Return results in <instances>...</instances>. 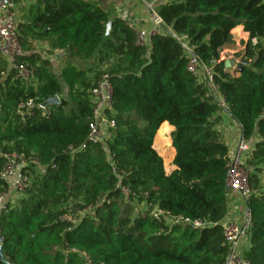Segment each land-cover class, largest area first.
Returning a JSON list of instances; mask_svg holds the SVG:
<instances>
[{
  "label": "trees",
  "instance_id": "obj_1",
  "mask_svg": "<svg viewBox=\"0 0 264 264\" xmlns=\"http://www.w3.org/2000/svg\"><path fill=\"white\" fill-rule=\"evenodd\" d=\"M154 10L164 29L147 46L135 43L129 22L110 17L112 5L102 10L94 1L44 0L30 24L17 26L22 46L21 26L66 56L56 72L30 55L32 80L0 81V170L10 153L39 162L21 168L24 190L0 211V264H223L229 148L215 128L223 111L251 144L243 254L264 264V0H159ZM237 25L248 39L246 65L233 77L215 61ZM183 44L213 64L225 108L187 71ZM103 73L113 84L106 113L115 126L91 142L93 90ZM52 96L59 103L41 109ZM27 99L33 113L21 118L17 106ZM164 121L176 150L167 173L152 147ZM7 190L0 178V192Z\"/></svg>",
  "mask_w": 264,
  "mask_h": 264
},
{
  "label": "built area",
  "instance_id": "obj_2",
  "mask_svg": "<svg viewBox=\"0 0 264 264\" xmlns=\"http://www.w3.org/2000/svg\"><path fill=\"white\" fill-rule=\"evenodd\" d=\"M152 14L153 27L151 30H145L140 27L132 26L135 43L140 46H147L150 37L163 30L162 20L156 15L154 6L150 7ZM185 40V37H183ZM255 39L252 40V44ZM187 52V71L197 80H203L204 85L215 96L221 108H225V103L221 96L217 93V86L214 83L213 64L203 65L200 60L192 53L185 44H183ZM236 58L232 54H220L219 59L215 63L222 64V70H235L237 63L243 59L241 52ZM30 56V51L24 48L19 39L17 31V11L12 0H0V57L5 59L7 67L13 73L14 78L21 81H30L34 78V68L25 58ZM233 58L234 65L228 68L224 67V61ZM113 84L106 73H103L97 81L93 90L92 97V118L89 124L88 139L91 142L102 141L105 137V131L115 126V121L107 115V111L112 112ZM34 100L27 99L17 106V113L21 118L33 113ZM224 112V111H223ZM240 126V125H239ZM251 150V144L243 137L237 141L236 152L229 156L227 170L225 173L224 184L227 190H233L240 194L245 203L243 208L242 222L235 223L232 221H222V233L224 242L227 246V253L223 264H250L249 260L244 256L243 252L248 247L250 237L252 214L250 207L247 205V198L252 193L250 185V174L247 165V159ZM38 166V160L29 156L26 157L22 153H10L5 157V162L0 170V178L4 179L8 186L19 192L24 190L28 177L24 175L21 168L24 166ZM123 193H127L125 189ZM11 203L7 192H0V211L9 207ZM16 205L14 202L12 207ZM156 212L153 216H156ZM0 247H2V235L0 229Z\"/></svg>",
  "mask_w": 264,
  "mask_h": 264
},
{
  "label": "crops",
  "instance_id": "obj_3",
  "mask_svg": "<svg viewBox=\"0 0 264 264\" xmlns=\"http://www.w3.org/2000/svg\"><path fill=\"white\" fill-rule=\"evenodd\" d=\"M17 11V26L21 24L28 25L33 19L34 13L42 8L44 0H12ZM97 2L102 10L108 9L112 5L110 11L111 18H120L124 22L132 23L134 26L145 30H151L153 27L152 14L150 7L154 6L159 0H85ZM107 7V8H106ZM108 11V10H107ZM21 36L25 44L23 45L31 56L48 59L51 62V68L56 72L62 67L66 53L63 50L54 48L51 40L42 37H36L26 32L23 26L19 27ZM25 30V31H24ZM233 42L220 49V54H232L236 58L244 47V43L248 39V34L243 30L242 25H237L232 29ZM6 76H10V82L13 81V73L9 71L5 59L0 57V81ZM13 76V77H12ZM217 123L215 128L220 132L221 137L229 148V156L236 152L237 141L240 136V126L225 111L216 116ZM173 127L168 122H162L152 141V147L162 159L164 171L170 172L176 168L174 158L176 150L171 143V132ZM8 196L13 205L15 199L20 193L15 191L11 185L8 186ZM227 212L222 221H232L235 223L242 222L243 208L245 206L240 194L233 190H227Z\"/></svg>",
  "mask_w": 264,
  "mask_h": 264
},
{
  "label": "water",
  "instance_id": "obj_4",
  "mask_svg": "<svg viewBox=\"0 0 264 264\" xmlns=\"http://www.w3.org/2000/svg\"><path fill=\"white\" fill-rule=\"evenodd\" d=\"M111 23H112V20H109L105 25V32H104V36H103L104 40H106L109 36ZM234 64H235V61L233 58L224 61V67H227V68L230 65H234ZM236 65H237V68L235 70H232V71L227 70L226 71L233 77H236L244 69L246 62L243 59H241ZM58 103H59L58 96H52V97H49L46 100H44L42 103H40L39 107L41 109H45L46 107H48L50 105H54V104H58ZM242 137H243L242 136V130H240V138H242ZM0 261H5V256H4L2 247H0Z\"/></svg>",
  "mask_w": 264,
  "mask_h": 264
}]
</instances>
